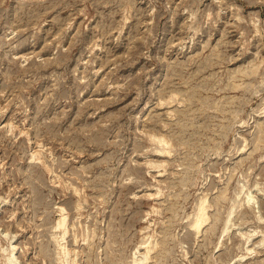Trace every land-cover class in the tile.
<instances>
[{"label": "rangeland", "instance_id": "obj_1", "mask_svg": "<svg viewBox=\"0 0 264 264\" xmlns=\"http://www.w3.org/2000/svg\"><path fill=\"white\" fill-rule=\"evenodd\" d=\"M139 261L264 264V0H0V264Z\"/></svg>", "mask_w": 264, "mask_h": 264}, {"label": "bare ground", "instance_id": "obj_2", "mask_svg": "<svg viewBox=\"0 0 264 264\" xmlns=\"http://www.w3.org/2000/svg\"><path fill=\"white\" fill-rule=\"evenodd\" d=\"M160 138H161V137H160ZM160 138H158V139H160ZM163 140H164V139H163ZM158 142H159V141H158ZM163 142H164V141H163ZM165 142H166V141H165ZM161 143H162V142H161ZM164 151H165V150H164ZM36 154H37V153H36ZM36 154H33V155H36ZM35 157H36V156H35ZM203 199H204V198H203ZM200 205H201V204H200ZM200 205H199V206H200ZM203 205H204V204H203ZM203 205L201 206V208L199 207V208H200V209H199L200 211H197V212H199V214H197V215H198V218H196V216H195V219H197V220H196V224H195V226H197V229L200 228L199 226L202 224V222L204 223V222H205V219L207 218V217L205 216L206 213H205V211H204L207 207L205 208V207H204L205 205H204V206H203ZM197 210H198V209H197ZM205 217H206V218H205ZM61 219H62V218H61ZM193 222H194V221H193ZM193 222H192V223H193ZM63 223H64V219H62V221H60V222L58 223V225H59V224L62 225ZM193 224H194V223H193ZM193 226H194V225H193ZM195 228H196V227H195ZM62 246H63V245H62ZM65 248H66V247H65ZM148 248H149V247H148ZM150 248H151V247H150ZM61 251H62V250H61ZM66 251L68 252L67 249H66ZM66 251H65V253H66ZM11 252H12V251H11ZM143 253H144V252H143ZM146 253H147V252H146ZM66 254H67V253H66ZM66 254H65V255H66ZM140 254H141V253H140ZM147 255H149V254H147ZM9 256H10V255H9ZM9 256H8V257H9ZM11 256H12V255H11ZM13 256H14V254H13ZM66 257H67V256H66ZM146 257H147V256H146ZM11 258H12V257H11ZM14 258H15V257H14ZM14 258H13V259H14ZM13 259H12V260H13ZM9 260H11V259H9ZM6 261H7V260H6ZM7 262H9V261H7ZM10 263H11V262H10ZM12 263H13V262H12ZM137 264H144V261H141V262L139 261V263H137Z\"/></svg>", "mask_w": 264, "mask_h": 264}]
</instances>
